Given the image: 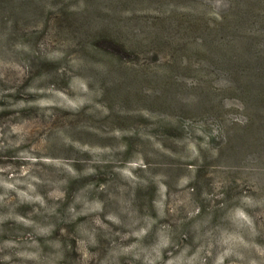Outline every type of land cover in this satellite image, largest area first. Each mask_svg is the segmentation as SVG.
Instances as JSON below:
<instances>
[{
  "label": "rangeland",
  "instance_id": "rangeland-1",
  "mask_svg": "<svg viewBox=\"0 0 264 264\" xmlns=\"http://www.w3.org/2000/svg\"><path fill=\"white\" fill-rule=\"evenodd\" d=\"M227 2L173 19L212 30ZM82 4L0 0V264H264L263 81L248 109L203 29L155 46V0L103 23ZM103 25L130 55L91 48Z\"/></svg>",
  "mask_w": 264,
  "mask_h": 264
},
{
  "label": "trees",
  "instance_id": "trees-1",
  "mask_svg": "<svg viewBox=\"0 0 264 264\" xmlns=\"http://www.w3.org/2000/svg\"><path fill=\"white\" fill-rule=\"evenodd\" d=\"M180 1L182 0H155L161 8L157 12L159 17L151 19V34L155 46H160L164 44L163 40L171 38L169 34L172 30L173 33L175 31L183 32L185 28L195 32L203 29L204 32H202L205 34L203 45L212 54L209 58L210 66L212 65L217 73L228 76L230 83L235 86L233 88L241 96L243 105L248 109L251 108L249 104L254 105V100L257 97L251 90L253 82L255 83L258 78L263 81L264 85V58L259 59L254 54L257 52L255 50L256 42L264 39V0H228V8L224 12L213 14L216 15L214 17L217 22L212 30L206 29L208 17L204 13H196L198 17H193L195 12H192L193 14L188 16L191 23H186L184 19H173L172 12L174 13L175 7H178ZM141 2L142 0H83L80 15H96L95 18L103 23V20H111L113 15L123 9L126 10L132 3L141 4ZM192 4L195 5V0H192ZM145 22L146 25L150 23L146 19ZM103 27V29L97 28L95 40L91 45L95 52L105 50L104 52L119 60L132 53L134 48L133 45H129L126 33L116 27L106 28V25ZM237 35H241V42L232 48L233 42L229 43L228 38L233 40V37ZM220 37L225 38L219 41ZM219 43L222 45H218ZM224 47L226 49L223 51H226V54L218 57V49L222 50ZM234 49L237 53L233 51Z\"/></svg>",
  "mask_w": 264,
  "mask_h": 264
}]
</instances>
